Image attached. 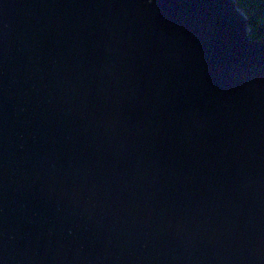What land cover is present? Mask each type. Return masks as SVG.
<instances>
[{"label": "water", "instance_id": "obj_1", "mask_svg": "<svg viewBox=\"0 0 264 264\" xmlns=\"http://www.w3.org/2000/svg\"><path fill=\"white\" fill-rule=\"evenodd\" d=\"M0 264H264L235 0H0Z\"/></svg>", "mask_w": 264, "mask_h": 264}, {"label": "trees", "instance_id": "obj_2", "mask_svg": "<svg viewBox=\"0 0 264 264\" xmlns=\"http://www.w3.org/2000/svg\"><path fill=\"white\" fill-rule=\"evenodd\" d=\"M247 17L250 34L254 38L264 37V0H235Z\"/></svg>", "mask_w": 264, "mask_h": 264}]
</instances>
